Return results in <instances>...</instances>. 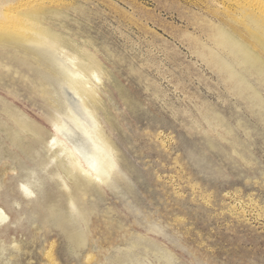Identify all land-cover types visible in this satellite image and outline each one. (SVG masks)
<instances>
[{"label":"rangeland","instance_id":"rangeland-1","mask_svg":"<svg viewBox=\"0 0 264 264\" xmlns=\"http://www.w3.org/2000/svg\"><path fill=\"white\" fill-rule=\"evenodd\" d=\"M25 2L0 25V123L21 139L0 137L11 188L0 205L20 194L9 167L25 164L47 178L52 205L69 211L65 180L82 212H6L0 264H264V44L214 0ZM44 28L99 65L97 117L116 171L88 192L48 147L56 100L27 43Z\"/></svg>","mask_w":264,"mask_h":264},{"label":"bare ground","instance_id":"bare-ground-1","mask_svg":"<svg viewBox=\"0 0 264 264\" xmlns=\"http://www.w3.org/2000/svg\"><path fill=\"white\" fill-rule=\"evenodd\" d=\"M27 1L30 0H17L16 2L5 0L0 3V25L15 16L22 2H25L24 6H27ZM214 2L219 9L217 15L221 19L244 31L245 35L252 40L257 39L260 42L258 44H264V0H214ZM36 9L34 10L37 11ZM33 14L35 15L36 12ZM37 14L36 16H40ZM32 18L34 16L32 17L31 14L30 21ZM223 38L224 34H220L212 39L214 41ZM27 43L30 51L49 67V71L43 73V77L51 85L56 100V114L49 119L54 127L55 136L48 144V147L54 151V159L57 160L62 156L63 162L60 167L67 172L68 176H71L70 181L79 191L83 189L88 192L91 187H94L96 179L108 184L113 172L116 171V164L112 143L97 117V111L102 103L93 80L100 81L99 65L92 58L87 59L66 51L64 41L52 35L48 29L41 31ZM219 44L217 43V46ZM0 137L16 146L21 143L18 132L4 123H0ZM41 166L46 167L47 165L43 162ZM9 168L12 173L15 171L18 173L19 185L16 184L14 189L16 188L20 194L19 197H7L3 200L0 205V225L9 219L6 212H18L17 221H20L23 214L35 215L34 212H37L42 205L49 206V210L56 212L57 216L63 217L64 212H70L68 217L65 215L66 218L80 217L79 213L82 210L79 206V197L72 195L71 186L65 180H63V185L69 196V211L63 207V202L52 205V201H48L45 192L47 178L39 175L35 169L25 164L11 165ZM4 171L7 174L9 170L7 171L5 167ZM23 173L27 174L25 179H23ZM46 175L53 177V172H46ZM56 177L62 178L59 174H56ZM4 183L6 182L0 181V189L9 188ZM17 207L20 210H16ZM30 209H32L31 213ZM70 236L73 240L80 242L75 234L71 233Z\"/></svg>","mask_w":264,"mask_h":264}]
</instances>
